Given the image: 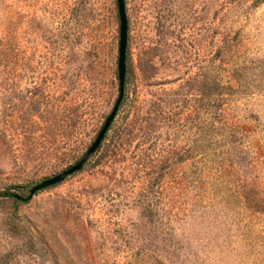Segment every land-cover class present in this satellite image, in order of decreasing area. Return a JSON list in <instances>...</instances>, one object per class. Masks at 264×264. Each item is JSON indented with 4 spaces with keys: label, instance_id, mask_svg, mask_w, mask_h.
I'll list each match as a JSON object with an SVG mask.
<instances>
[{
    "label": "rangeland",
    "instance_id": "rangeland-1",
    "mask_svg": "<svg viewBox=\"0 0 264 264\" xmlns=\"http://www.w3.org/2000/svg\"><path fill=\"white\" fill-rule=\"evenodd\" d=\"M125 6L123 103L83 169L21 207L37 245L19 251L13 264H126L113 243V223H138V203L159 215L170 181L165 172L193 176L205 159L213 188L224 190L222 173L211 164L213 147L194 155L192 118L197 108H208L215 77L236 82L240 112L255 120L264 148V0H125ZM0 15V191L23 187L16 193L26 197L76 164L111 113L119 94V19L116 0H8ZM227 32L241 43L222 65L218 53L227 51L221 39ZM144 117L158 121L152 138L139 135ZM181 148L191 158L184 166L176 155ZM258 163L254 175L264 186ZM149 188L148 199L138 197ZM210 192L221 204L219 232L224 225L229 232L224 202ZM236 211L239 232L253 239L242 264H264V216ZM1 223L0 256L13 254L15 241Z\"/></svg>",
    "mask_w": 264,
    "mask_h": 264
},
{
    "label": "trees",
    "instance_id": "trees-1",
    "mask_svg": "<svg viewBox=\"0 0 264 264\" xmlns=\"http://www.w3.org/2000/svg\"><path fill=\"white\" fill-rule=\"evenodd\" d=\"M7 1L0 0V10ZM222 36V43L227 45V51L219 49L221 59L218 61L223 65L222 58L233 59V53L240 47L241 42L239 36L232 32ZM222 81L219 77L213 79L208 108H197L192 122L196 123L195 132L198 136L194 155H202L200 152L205 145L213 147L212 156L217 161L213 160L211 164L222 173L219 179L224 190L213 188L214 180L211 178L214 177L208 167L209 162L205 159L203 164L198 162L202 164L201 169L194 172L193 176L184 172L180 177L171 178L170 172H165L164 177L170 181L165 182L162 195L164 203L159 215L149 206L144 207L138 203L133 206L141 212L138 223L128 226L120 222L113 223V243L118 246L117 251L123 255L126 264H242L243 257L240 255H251L253 239L250 238L251 235L246 236L239 232L236 210L244 216H264V186L259 177L254 175L258 162L264 164V148H260L257 143L259 127L254 123L255 120L242 116L240 112L238 102L241 98L236 90V82L229 78L228 82ZM143 119V123L140 122L139 135L143 139L152 138V132L157 131L155 122L158 121L150 124L149 117ZM176 153L181 161L180 165L191 161L188 149L181 148ZM170 157V154L164 157V166L170 164ZM23 189L25 188L12 187L0 191V209H3L1 224L5 236L15 241L13 246L16 250L13 254L1 255L0 264H13L19 251L29 246L36 248L37 245L34 234L25 231L20 216L21 207L31 202L29 195L25 197L16 193ZM149 189H143L138 197L144 201L148 199L152 195V189ZM210 190H213V194L218 193L220 200L224 202L222 216L225 218L226 215V222L229 223V232L224 225V234L219 232L221 210H217V206L220 208L221 204L219 201L215 203L213 196L210 198ZM5 206H9L8 212H4ZM99 226L103 233L106 232L102 229L106 225ZM102 236L104 237L103 234ZM219 253L225 256L224 261L216 258ZM210 254L213 258H209Z\"/></svg>",
    "mask_w": 264,
    "mask_h": 264
},
{
    "label": "water",
    "instance_id": "water-1",
    "mask_svg": "<svg viewBox=\"0 0 264 264\" xmlns=\"http://www.w3.org/2000/svg\"><path fill=\"white\" fill-rule=\"evenodd\" d=\"M117 15L119 19V48H118V60H117V78L119 84V94L115 102V105L111 113L106 118L101 130L96 136L94 142L90 145L86 153L82 158L70 168L64 170L62 173L47 179L40 184L34 186L29 193L28 198L31 199L35 194L50 187L56 186L64 182L69 177L80 172L89 159L96 154L99 150L102 142L104 141L106 134L108 133L113 121L115 120L119 108L124 99L125 80H126V52L128 44V19L126 14L125 0H116Z\"/></svg>",
    "mask_w": 264,
    "mask_h": 264
}]
</instances>
